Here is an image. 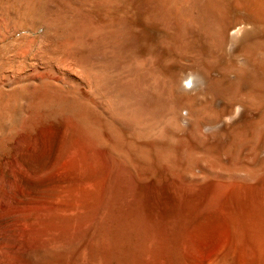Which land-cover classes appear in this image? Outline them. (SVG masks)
Returning a JSON list of instances; mask_svg holds the SVG:
<instances>
[{"label": "bare ground", "instance_id": "obj_1", "mask_svg": "<svg viewBox=\"0 0 264 264\" xmlns=\"http://www.w3.org/2000/svg\"><path fill=\"white\" fill-rule=\"evenodd\" d=\"M0 264H264V0H0Z\"/></svg>", "mask_w": 264, "mask_h": 264}, {"label": "rangeland", "instance_id": "obj_2", "mask_svg": "<svg viewBox=\"0 0 264 264\" xmlns=\"http://www.w3.org/2000/svg\"><path fill=\"white\" fill-rule=\"evenodd\" d=\"M35 36H36V33H35Z\"/></svg>", "mask_w": 264, "mask_h": 264}]
</instances>
